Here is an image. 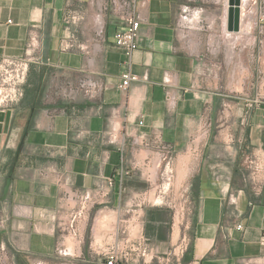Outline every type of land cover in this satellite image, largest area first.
Returning a JSON list of instances; mask_svg holds the SVG:
<instances>
[{
  "label": "crops",
  "instance_id": "0c3cea01",
  "mask_svg": "<svg viewBox=\"0 0 264 264\" xmlns=\"http://www.w3.org/2000/svg\"><path fill=\"white\" fill-rule=\"evenodd\" d=\"M106 1L0 0V56L30 59L40 83L32 96L36 81L30 71L21 101L0 106V221L5 219L0 247L17 264H103L89 241L112 233L118 223L123 236L139 232L143 245L168 263L186 232L181 229L175 238L170 210L143 201V193L153 187L132 184L118 192L124 169L133 171L126 179L135 174L154 185L159 142L144 146L139 138L158 135L172 147L174 165L182 154L194 156L183 183L191 187L195 211L192 225L187 223L191 240L181 264L264 263V184L257 191L244 162L252 152L264 154V99L224 110L215 91L216 67L208 61L215 63L216 54L202 52L201 37L191 34L193 11H199L198 23H226L227 4L141 0L146 20L139 28L138 48L128 53L114 42L123 23L105 8ZM184 5L191 13L180 18ZM257 10L253 18L264 32V17L260 20ZM127 68L138 80L122 91L121 74ZM229 132L232 145L222 139ZM113 135L124 144L110 141ZM142 149L146 159L138 156ZM109 177L114 185L105 202L93 208L89 240L81 243L80 256L59 255L56 247L65 231L61 222L72 210L74 194L94 192ZM133 201L140 203L134 204L138 208L123 214ZM102 214L114 219L99 229Z\"/></svg>",
  "mask_w": 264,
  "mask_h": 264
},
{
  "label": "built area",
  "instance_id": "2783aa9c",
  "mask_svg": "<svg viewBox=\"0 0 264 264\" xmlns=\"http://www.w3.org/2000/svg\"><path fill=\"white\" fill-rule=\"evenodd\" d=\"M258 0H250L251 7L256 6ZM141 0H107L105 8L111 13L115 14L120 21L123 23V26L116 31L114 34V42L117 46L124 48L128 53L133 52L139 46L140 35L139 28L142 22L146 20V16L142 12L140 7ZM225 4L228 6V0H224ZM241 5V4H240ZM259 11L260 20L264 17V1L261 5ZM191 13L189 6H183L180 12V18L183 16L187 18ZM261 32H263L261 30ZM69 45L62 43V48L66 49ZM30 59L28 58H10L6 56H0V71L5 74L4 79H1L0 84V106L11 104V102L20 99L23 96V88L21 85L25 82L26 73L30 66ZM121 85L120 89L125 91L129 84L132 81L138 80V76L130 72L127 68L121 74ZM52 84L54 87V92L58 94L61 90L59 81L55 76L52 77ZM56 85V86H54ZM261 85V89H262ZM59 89V90H58ZM53 92V94H54ZM53 94H49L52 98ZM261 99H264V91L257 94L252 102H260ZM167 100L169 105L173 104V98L168 93ZM224 107L229 109V104H224ZM209 126V123L206 121L203 123V127ZM223 141L226 145H232L235 142L234 137L231 133H226L223 136ZM110 141H119L120 145L124 143L120 141L118 135H113ZM140 144L144 146H150L152 143H157L156 153L160 157V163L158 165V170L163 165L165 171L167 169H172L174 165V154L172 147L168 144H162L160 142L161 138L158 135H154L151 139L141 137L139 138ZM197 152V151H196ZM197 157V156H196ZM244 162L248 169V176L251 182L254 184V187L259 191L264 184V154L263 152L256 151L252 152L245 156ZM126 174L123 170L122 176ZM121 177V176H120ZM170 179V178H169ZM120 179L118 192L122 194L123 188ZM114 185V178L109 177L106 179L103 187L97 189L96 191L91 190H78L74 194V203L70 205L72 209L68 214L67 218L61 222L62 228L65 229L63 238L56 247V252L59 255H72L75 257L80 256L78 249L81 246V243L84 241V235L86 230V223L90 211L96 206L103 204L107 198L111 187ZM155 190V195L158 198V185L153 187ZM151 192V190H150ZM150 192L143 193V201L148 202L152 205L158 203L150 198ZM135 200V199H134ZM134 204L140 205L138 201L136 203L133 201L130 204H127L123 209L124 213H132L131 207ZM178 208H182L184 211V217L182 219L181 227L184 225L185 219V207L174 203L173 209V223L175 224V217L178 212ZM119 213V212H118ZM117 213V214H118ZM117 221V220H116ZM122 220H118L120 222ZM5 219L0 221V226H4ZM188 225L184 226V229H187ZM237 229H242V225L238 224ZM112 233H105L99 238H91L89 242V248L91 252L97 256L103 257V264H123V263H134L139 264L143 262L144 264H150L156 260V264H181V259L183 254L188 249L189 241L186 234L182 235L180 242H178L169 255L172 256L168 260V263L164 262L162 257L155 255L146 246L143 245L144 237L140 236L139 232L135 234H129L123 236L125 232L124 228L120 229V225L116 224L115 230H112ZM73 239L74 245L69 247L67 245V239ZM0 264H17L12 255L8 253L5 246L0 247ZM264 264V263H262Z\"/></svg>",
  "mask_w": 264,
  "mask_h": 264
},
{
  "label": "rangeland",
  "instance_id": "374dc122",
  "mask_svg": "<svg viewBox=\"0 0 264 264\" xmlns=\"http://www.w3.org/2000/svg\"><path fill=\"white\" fill-rule=\"evenodd\" d=\"M241 3L239 31L228 30L227 19L225 21L226 23H211V21L208 22V24H202L197 22L198 19L196 20L193 18V21L195 22L192 21L190 25L192 28L191 34H196L201 37L202 52L208 56L216 54L215 63L213 62L214 59L209 58L208 60L212 66L215 65L217 71V73L213 74V77L217 78V89L215 91L219 93V97L223 103L229 105H234L235 103L247 105L248 103H251V100L257 96L259 91H264V87L261 89V85L264 86V32L259 30V19L256 23L253 18L256 14V6H258L257 13L261 11L259 10L261 3L260 0H258L256 6L253 8L251 7L250 0H241ZM195 15L198 17L199 12L195 13ZM227 15L228 10H226L225 18H227ZM257 17H260L259 14H257ZM183 34L187 35L189 33L184 32ZM253 34L257 35L254 40L252 36ZM230 53L231 57L229 56V58L228 55H230ZM32 67L34 66H29L25 82L21 85L23 88V96L20 99L11 102L13 105L14 103H19L24 97L25 87L28 83V73L30 71H32L31 79L34 77V81H36L34 86L35 88L31 92V95L33 96L39 93L40 83L37 78L38 73L37 71H34ZM238 67L243 70L241 85L242 90L240 89L239 91H234L233 88H231V84L235 79V73ZM208 75H210V73H208ZM4 77L5 74L0 71V84L1 79H4ZM225 109L227 108L224 107V110ZM228 111L230 112L231 109ZM174 164H176V162H174ZM171 168L172 169H167V171H165L164 165L159 168L154 181L152 180L154 182L153 186L149 185L150 183L148 184V182L146 183L145 181L140 182L138 177L135 178V174H133L131 178L126 179L131 176L133 171L124 169L126 174L123 176L122 188H125L127 185L138 184L139 187L146 190L158 185L157 204L170 210L172 217L174 213V203L183 205L185 207V219L184 225L181 229L186 232L187 239L190 243V228L184 229V226L188 222L190 226L192 225L193 214L195 211V205L191 196V187L188 183H186L182 184L180 188H177L175 185V180L177 179V171L175 169L176 165H173ZM133 208L138 207L134 205ZM94 210L95 209L90 212L88 217L84 235L85 242L86 240H89V231L95 216Z\"/></svg>",
  "mask_w": 264,
  "mask_h": 264
},
{
  "label": "bare ground",
  "instance_id": "6f19581e",
  "mask_svg": "<svg viewBox=\"0 0 264 264\" xmlns=\"http://www.w3.org/2000/svg\"><path fill=\"white\" fill-rule=\"evenodd\" d=\"M243 3V2H242ZM241 3V4H242ZM196 12H199V11H193V14H195ZM253 15V14H252ZM194 19H198V17H196V15L193 16ZM185 35V34H184ZM242 69L239 68V71L237 72V77L236 79L234 80L233 82V85H232V88L233 90L235 91H239L241 88H242V75H243V70L241 71ZM245 70V69H244ZM242 90V89H241ZM239 93V92H238ZM202 139V136L201 137H198L196 140H197V147L198 146V143L200 142V140ZM147 155V150L145 149H142L140 151V154L138 155L141 159H146V156ZM193 155L192 154H189V153H186V154H182L179 159H176L177 161V165H176V171H177V179L175 180V185L177 188H180L182 186V184L184 183V181H186L185 179L187 178L186 176L188 175V173L191 171V168L192 166L190 165L192 163V159H193ZM154 158V157H153ZM149 159V158H148ZM152 160V159H151ZM139 162V161H138ZM160 163V158L159 156L157 155L154 159V166H158ZM190 163V164H189ZM140 164V163H139ZM189 164V165H188ZM144 165V164H143ZM193 165V164H192ZM155 167H149L150 168V171H153V173L155 172ZM147 168V167H145ZM145 172V171H144ZM151 173V172H150ZM153 176V175H152ZM150 198L153 199L154 201H156L157 199V196L155 195V190L153 189L151 191V195H150ZM184 217V211L182 208H178V212L176 214V217H175V230H174V237L175 238H178L179 235H180V230H181V223H182V219ZM114 218L111 217V216H101L98 218L97 220V227L100 229V228H104V227H107L109 226L111 223H112V220ZM137 225V224H136ZM138 227V226H137ZM132 231V230H131ZM67 245H69V247H72L74 245V241L73 239H67Z\"/></svg>",
  "mask_w": 264,
  "mask_h": 264
},
{
  "label": "water",
  "instance_id": "95a60500",
  "mask_svg": "<svg viewBox=\"0 0 264 264\" xmlns=\"http://www.w3.org/2000/svg\"><path fill=\"white\" fill-rule=\"evenodd\" d=\"M241 0H228L227 29L239 31Z\"/></svg>",
  "mask_w": 264,
  "mask_h": 264
},
{
  "label": "trees",
  "instance_id": "16d2710c",
  "mask_svg": "<svg viewBox=\"0 0 264 264\" xmlns=\"http://www.w3.org/2000/svg\"><path fill=\"white\" fill-rule=\"evenodd\" d=\"M38 81H39V79H38Z\"/></svg>",
  "mask_w": 264,
  "mask_h": 264
}]
</instances>
